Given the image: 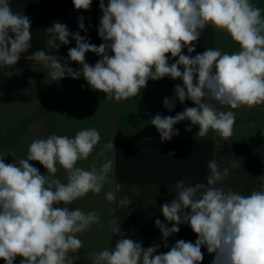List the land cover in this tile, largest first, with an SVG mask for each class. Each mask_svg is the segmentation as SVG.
Listing matches in <instances>:
<instances>
[{"label":"clouds","instance_id":"obj_1","mask_svg":"<svg viewBox=\"0 0 264 264\" xmlns=\"http://www.w3.org/2000/svg\"><path fill=\"white\" fill-rule=\"evenodd\" d=\"M72 2L77 10H89L92 4V0ZM99 8L98 35L103 41L99 46L62 23L44 30L49 50L58 51L72 37L76 46L69 48L68 59L81 65L80 70L45 50L28 58L48 69L52 81L82 76L92 90L107 94V100L134 98L149 80H182L183 86L175 85V97L181 104L190 100L195 107L151 118L162 142L178 136L174 125L185 120L191 122L187 131L198 126L196 135L205 137L212 130L226 141L233 135L234 110L264 105V9L252 0H108L107 5L100 0ZM78 23L86 31L83 17ZM208 26L226 33L239 50L229 54L208 48L191 56ZM30 27L23 11L14 12L9 0H0V66H14L31 48ZM184 48L189 55L182 54ZM88 52L100 57L94 66L86 62ZM168 53L178 57L171 65ZM163 106L172 111L175 103L165 98ZM99 141L96 129H81L71 138L52 134L35 139L26 158L13 163L0 158V259L5 264H14L17 256L23 257L20 264H73L69 254L84 246L78 234L104 225L97 211L69 210L68 205L89 192L98 195L106 183H114L105 193L108 202L119 208L133 203L128 195L117 198L122 185L110 180L113 160L90 169L76 166L88 159ZM106 147L114 149L112 141ZM10 154L17 157L14 151ZM28 161H38L48 174L41 175ZM240 166L234 160L221 169L215 159L209 160L206 183L177 181L176 198L161 206L163 217L172 224L169 228L155 221L164 240L187 224L197 236L195 243L181 239L166 253L155 254L159 245L143 248L124 238L119 217H113L109 229L121 238L114 249L92 254L91 264H201L202 246L214 254L212 264H264V184L246 196L218 186ZM60 169L66 182L56 175ZM132 192L140 195L136 185ZM61 202L64 207H53Z\"/></svg>","mask_w":264,"mask_h":264},{"label":"crops","instance_id":"obj_2","mask_svg":"<svg viewBox=\"0 0 264 264\" xmlns=\"http://www.w3.org/2000/svg\"><path fill=\"white\" fill-rule=\"evenodd\" d=\"M99 2L92 0L89 10H77L72 0H9L14 12L23 11V15L30 18L32 46L21 54L14 66H0V158L6 164L13 163L17 158H26L33 140L47 139L53 134L52 119H77L78 131L94 128L100 133V141L88 159L78 161L76 166L90 169L92 165L100 167L106 160H113L110 180L122 185L117 198L128 195L133 200L127 208L108 202L105 193L114 187V183H106L98 195L89 192L68 205L69 210L97 211L104 225L101 230L93 225L88 232L78 234L84 246L77 253L69 254L73 264H91L92 254L105 248H115L121 237L112 235L109 229V221L113 217H119L124 238L141 243L143 248L159 245L155 254L166 253L181 239L195 243L197 236L187 224L180 225V231L165 241L155 221L159 219L167 227L172 226L163 217L161 206L176 198L174 185L177 181L206 183L209 160L215 159L221 169L230 167L234 160L241 165L231 169L230 175L218 185L225 190L231 188L246 196L253 190H260L264 184V105L234 110L233 135L226 141L212 130L205 137L196 135L198 126L187 131L186 127L191 122L185 120L174 125L179 130L178 136L162 142L159 132L151 125V118L157 113L175 116L186 107H195L192 101L186 100L181 104L175 97V85L183 86L182 80L171 77L149 80L134 98L107 100V94L92 90L82 76L79 79L65 77L52 81L48 69L28 58L36 51L45 50L62 58V62L67 61L74 70H80L81 65L68 59L69 48L76 46L72 37H69L70 43L61 44L58 51L49 50L44 30L56 22L62 23L71 33L79 32L89 43L99 46L103 43L98 35L102 16ZM252 2L264 9V0ZM104 3L107 5L108 0ZM80 17H83L86 31L79 28ZM195 43V51L190 54L193 57L208 48H218L229 54L239 50L226 33L211 26L203 30ZM182 54L189 55L186 48ZM166 55L169 65L178 59L171 57L170 53ZM99 59L94 53H86V62L90 65L94 66ZM165 98L175 103L172 111L163 106ZM111 141L114 149L106 147ZM10 151H14L17 157L12 156ZM28 162L38 168L41 175L48 174L38 161ZM56 175L66 182L63 169ZM132 185L138 186L139 196L133 194ZM64 206L63 202L53 205L54 208ZM201 251V264H212L214 254H209L203 246ZM22 259L17 256L14 264H20ZM0 264H5V261L0 259Z\"/></svg>","mask_w":264,"mask_h":264},{"label":"rangeland","instance_id":"obj_3","mask_svg":"<svg viewBox=\"0 0 264 264\" xmlns=\"http://www.w3.org/2000/svg\"><path fill=\"white\" fill-rule=\"evenodd\" d=\"M52 131L56 135L74 137L78 131L77 119H52Z\"/></svg>","mask_w":264,"mask_h":264}]
</instances>
